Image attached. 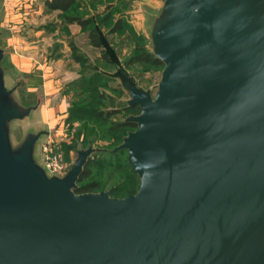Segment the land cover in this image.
Segmentation results:
<instances>
[{
	"label": "water",
	"instance_id": "water-1",
	"mask_svg": "<svg viewBox=\"0 0 264 264\" xmlns=\"http://www.w3.org/2000/svg\"><path fill=\"white\" fill-rule=\"evenodd\" d=\"M156 95L124 72L137 129V193L77 194L89 157L63 177L17 146L11 124L37 107L9 89L0 47V264H264V0H164L151 31Z\"/></svg>",
	"mask_w": 264,
	"mask_h": 264
},
{
	"label": "rangeland",
	"instance_id": "rangeland-1",
	"mask_svg": "<svg viewBox=\"0 0 264 264\" xmlns=\"http://www.w3.org/2000/svg\"><path fill=\"white\" fill-rule=\"evenodd\" d=\"M2 4L0 0V14ZM163 5L164 0H93L88 9L76 7L70 11V15L93 20L92 27L99 29L106 52L115 61L111 65L103 60L101 50L90 45L86 33L72 37L66 46H54L59 61L54 80L49 81L43 77L40 63L15 64L8 57L13 51L3 49L7 88L16 87L14 96L22 106L37 107L25 119L12 122L13 145L20 144L28 133L46 131L36 145V158L44 165L49 153L59 155L66 165L63 176L75 164L78 151L92 147L97 151L88 159L90 182L98 183L100 190L91 193L111 191L116 198L137 193L140 178L133 174L128 151L117 150L137 128L127 127L117 133L114 125L137 116L140 108L128 105L130 95L120 75H115L121 70L138 87L156 95L164 65L124 64L137 48L153 52L152 26Z\"/></svg>",
	"mask_w": 264,
	"mask_h": 264
},
{
	"label": "crops",
	"instance_id": "crops-1",
	"mask_svg": "<svg viewBox=\"0 0 264 264\" xmlns=\"http://www.w3.org/2000/svg\"><path fill=\"white\" fill-rule=\"evenodd\" d=\"M92 1L77 0V6L83 10L88 9ZM46 2L47 0H3L0 14L3 44L0 47L5 51H13L8 57L15 64L40 63L43 77L49 81L54 80V69L59 61L52 50L54 46H66L72 42L69 41L72 37L85 36V32L79 24L67 22L66 14L62 11L50 10Z\"/></svg>",
	"mask_w": 264,
	"mask_h": 264
},
{
	"label": "trees",
	"instance_id": "trees-1",
	"mask_svg": "<svg viewBox=\"0 0 264 264\" xmlns=\"http://www.w3.org/2000/svg\"><path fill=\"white\" fill-rule=\"evenodd\" d=\"M47 7L50 10H60L63 13H65V20L69 23H77L81 26L83 32H85L88 36V40L91 46H93L96 49L101 50L102 58L106 62V64L111 65L113 64L112 59L109 58L106 50V46L104 43V39L102 38V35L97 27H92L93 20L90 18H81L77 15H70V11H72L74 8L78 7L77 0H47L46 2ZM139 63H145L150 65H163V63L157 59L153 52H150L147 50L146 47H140L137 48L134 52V55L130 57L126 62L125 66L129 67L135 64ZM115 76H119V72ZM95 78L93 77L91 80L93 81ZM91 85H89L90 87ZM91 88V87H90ZM132 108V107H131ZM133 108H136L135 106ZM97 114V113H96ZM98 117H102L101 113H98ZM107 120V118L105 119ZM137 128V124L134 122H122L117 123L114 125V131L117 133H123L125 128ZM90 160L87 162L84 172L80 176L77 188L75 189V192L77 194H84V193H91V192H98L100 190V185L98 183L90 182L91 177V171L89 168ZM133 171V170H132ZM133 174L134 171H133ZM136 175V174H135ZM86 181H89L86 183Z\"/></svg>",
	"mask_w": 264,
	"mask_h": 264
},
{
	"label": "built area",
	"instance_id": "built-area-1",
	"mask_svg": "<svg viewBox=\"0 0 264 264\" xmlns=\"http://www.w3.org/2000/svg\"><path fill=\"white\" fill-rule=\"evenodd\" d=\"M49 175L63 176L66 170V165L59 155L48 154L45 158L44 165H42Z\"/></svg>",
	"mask_w": 264,
	"mask_h": 264
}]
</instances>
